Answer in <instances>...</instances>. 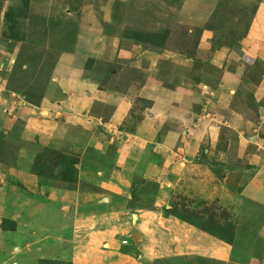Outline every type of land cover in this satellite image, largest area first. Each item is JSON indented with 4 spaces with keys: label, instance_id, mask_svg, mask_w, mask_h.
<instances>
[{
    "label": "rangeland",
    "instance_id": "1",
    "mask_svg": "<svg viewBox=\"0 0 264 264\" xmlns=\"http://www.w3.org/2000/svg\"><path fill=\"white\" fill-rule=\"evenodd\" d=\"M94 8L114 36L113 61L138 69L128 77L144 83L136 87L144 106L159 104L145 108L155 141L128 134L137 146L129 156H142L114 169L117 186L84 182L72 203L74 192L63 190L79 185L83 148L67 137L60 147L38 143L35 129L29 139L17 108L8 109L0 133V264H264V187L252 199L243 192L248 171L209 174L194 160L205 153L241 168L264 160V0H0L2 79L22 86L29 65L35 81L46 78L30 103L54 93L51 67ZM234 65L240 80L222 96L221 76ZM102 144L88 155L106 162ZM145 149L158 154L151 167ZM219 179L234 191L217 196L208 184L223 185ZM95 190L117 203L85 199ZM43 198L69 203V211ZM95 225L120 235L95 233Z\"/></svg>",
    "mask_w": 264,
    "mask_h": 264
},
{
    "label": "crops",
    "instance_id": "2",
    "mask_svg": "<svg viewBox=\"0 0 264 264\" xmlns=\"http://www.w3.org/2000/svg\"><path fill=\"white\" fill-rule=\"evenodd\" d=\"M90 11L94 15H91L90 19L88 15L85 17L89 23H79L71 48L60 52L54 61L53 67H51L49 78L57 88L54 93L44 95L37 105L30 103L28 97L39 98V95L45 89L44 80L46 78L35 81V77L31 76V70L28 69L29 65H25L23 73H21V75L27 76L22 86L17 87L7 83L0 75V133L5 127V123L8 122L7 110L17 108L18 113L13 114V116L16 122L25 120V136L29 139L34 138L31 137V131L35 129L39 133V136H36L35 139L38 143L47 144L50 147H60L65 144L62 142L67 137V140L73 138L72 144L77 143L76 147L83 148V151L81 150L83 157L80 156L77 169L80 178L79 185L73 190H63L67 192L66 194L74 192L75 200L72 202V200L67 199V202L72 203H76L81 190L80 186L86 180V182L99 187L102 184L118 185L110 178L114 174V169L116 167H129L127 162L132 156H142V153L129 156L134 153V148H137L130 136L136 135L138 141H140L139 137L155 141L148 138V135H152L153 131L147 129L151 121L146 116L147 110L145 108L151 106L152 109H155L159 105L154 102L155 100L152 101V105H143L144 102L139 95L140 91H137L136 87H143L144 83L128 77V75H137L138 69L117 65L113 61L112 53L115 39L112 34L103 29V21L100 15L105 14L101 12V9L95 11L94 8ZM113 20L112 18L111 22ZM144 72L146 71H141L139 75ZM14 74L20 78L16 71ZM240 76L241 70L238 65H234V68H225L218 87L222 96L237 85ZM115 80L127 82V86L124 89L111 86L112 81ZM128 83L131 84L128 86ZM188 104L186 101L184 107ZM98 128L102 131H97ZM128 134L133 135L129 136ZM197 136H200L199 133ZM127 141H130V143ZM100 144H102L104 150L102 155L106 162L88 155L93 146L96 148ZM161 144L162 146L168 145L167 141ZM145 150L152 156L143 155L149 158L146 164L151 167L153 159L158 154L154 151L152 153L147 149ZM141 152H144V150ZM122 153L127 155L123 160L121 159ZM206 171L212 174L211 169L207 168ZM239 171L250 172L247 168ZM198 172L201 175L204 173L202 169H199ZM263 172L264 160L260 159L254 176L248 180L249 182L243 190L252 199L262 197ZM186 174L193 175V172L187 171ZM219 180L223 185L208 184L212 192L219 193L217 196H223L229 190L234 191L233 183L225 184L224 181ZM248 189H250L249 193H247ZM197 192L203 193V188L197 185ZM105 194V192H96V190L88 191L85 193V199L97 201ZM226 195L231 196V194ZM107 196L109 199H105V201L109 203L115 201L117 203L116 195L107 193ZM65 198L62 200H65ZM97 221L101 224L108 223V219H95L93 222ZM90 222L91 220L77 224V229L74 230L76 231L75 235L80 234V227L84 223L86 225ZM95 227L97 230L94 232L104 236L112 233L120 235V232L112 227L109 229L111 232H104V226L95 225ZM105 227L107 226L105 225Z\"/></svg>",
    "mask_w": 264,
    "mask_h": 264
},
{
    "label": "trees",
    "instance_id": "3",
    "mask_svg": "<svg viewBox=\"0 0 264 264\" xmlns=\"http://www.w3.org/2000/svg\"><path fill=\"white\" fill-rule=\"evenodd\" d=\"M194 160H195V162L205 164L210 169L216 170V171L221 170L224 172H228V171H231L234 169H239V170L243 169V168H241L235 164H227L226 162H223V161L212 160L205 153H201V154L195 156ZM247 169L250 170L249 176L252 177L255 174L257 167L256 166H250ZM74 172L77 174L78 170L76 169V170H74ZM84 182H86V181H84ZM86 183H89V182H86ZM89 184H91V183H89ZM94 187H95V185H94ZM97 187H99V186H97Z\"/></svg>",
    "mask_w": 264,
    "mask_h": 264
},
{
    "label": "water",
    "instance_id": "4",
    "mask_svg": "<svg viewBox=\"0 0 264 264\" xmlns=\"http://www.w3.org/2000/svg\"><path fill=\"white\" fill-rule=\"evenodd\" d=\"M104 199H109V197L107 195H105L104 197H102V201L98 200L99 203H104L103 201H105ZM44 201L50 203L52 205V207H54L57 210L60 211H65L68 212L69 208H70V204L69 203H58V202H54L48 198H43Z\"/></svg>",
    "mask_w": 264,
    "mask_h": 264
}]
</instances>
